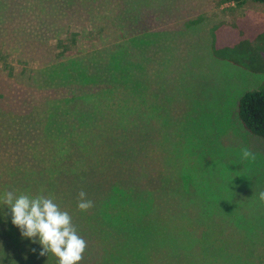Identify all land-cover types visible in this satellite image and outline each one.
<instances>
[{"label": "rangeland", "instance_id": "obj_1", "mask_svg": "<svg viewBox=\"0 0 264 264\" xmlns=\"http://www.w3.org/2000/svg\"><path fill=\"white\" fill-rule=\"evenodd\" d=\"M106 69L124 70V99L141 103V130L160 158L169 155L159 171L175 181L167 196L188 197L150 209L152 193L110 192L81 211L79 197L50 196L87 241L79 264H264V139L236 112L242 93L264 86V6L0 0V136L10 144L32 146L52 131L50 104L80 97L93 107L99 91L108 98L95 80ZM245 148L255 159L243 158ZM40 250L0 203V264H59Z\"/></svg>", "mask_w": 264, "mask_h": 264}, {"label": "trees", "instance_id": "obj_2", "mask_svg": "<svg viewBox=\"0 0 264 264\" xmlns=\"http://www.w3.org/2000/svg\"><path fill=\"white\" fill-rule=\"evenodd\" d=\"M246 1L220 0L236 5ZM251 1L264 6V0ZM105 74L107 82L102 81ZM95 76L101 81L98 84L109 87V97L101 98L99 91L93 107L80 97L63 99L58 105L62 113L50 104L47 125L53 132L46 131L34 145L15 140L10 144L0 136V143H5L0 146L1 196L6 191H26L31 196L73 198L83 190L89 199L110 192L152 193L153 197L175 191L171 176L161 177L159 172L168 167L169 155L160 158L153 134L141 130V103L124 99L131 98L127 93L131 80H126L124 70L106 69ZM129 93L136 98L133 90ZM236 112L244 130L264 139V86L242 93ZM59 116L61 121L56 120ZM159 193L166 195H155ZM171 195L175 196L169 200L188 197ZM181 203L187 204L186 199Z\"/></svg>", "mask_w": 264, "mask_h": 264}, {"label": "clouds", "instance_id": "obj_3", "mask_svg": "<svg viewBox=\"0 0 264 264\" xmlns=\"http://www.w3.org/2000/svg\"><path fill=\"white\" fill-rule=\"evenodd\" d=\"M242 155L245 159H255L247 148L242 150ZM86 196L83 190L78 193L77 207L81 211L93 207V202ZM258 197L264 202V191L259 192ZM0 203L10 209L11 222L20 230L22 238L41 246L40 256L52 253L59 264H79L83 260L87 241L78 234L70 214L62 210L52 197L6 191L0 197Z\"/></svg>", "mask_w": 264, "mask_h": 264}, {"label": "crops", "instance_id": "obj_4", "mask_svg": "<svg viewBox=\"0 0 264 264\" xmlns=\"http://www.w3.org/2000/svg\"><path fill=\"white\" fill-rule=\"evenodd\" d=\"M155 195H166V193L165 194H155ZM151 199H161V201L163 200V199H165V201H162V202H160V200L158 201H155V202H150V203H147V205H149L148 207H144V208H150V209H152V208H154V207H157V205L158 206H162V207H166V206H168L169 204H171V202H166L167 200H169V198H173V197H169V196H153V197H150ZM176 198H178V197H176ZM142 205H143V203H142Z\"/></svg>", "mask_w": 264, "mask_h": 264}]
</instances>
